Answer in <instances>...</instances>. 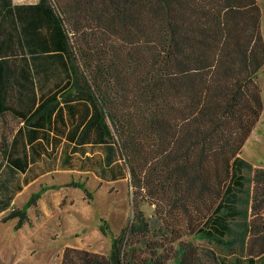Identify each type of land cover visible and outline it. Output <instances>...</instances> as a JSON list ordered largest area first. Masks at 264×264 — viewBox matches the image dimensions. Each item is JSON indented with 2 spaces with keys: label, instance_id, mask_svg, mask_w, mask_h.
Masks as SVG:
<instances>
[{
  "label": "trees",
  "instance_id": "obj_1",
  "mask_svg": "<svg viewBox=\"0 0 264 264\" xmlns=\"http://www.w3.org/2000/svg\"><path fill=\"white\" fill-rule=\"evenodd\" d=\"M4 1L15 15L10 61L28 58L24 70L0 59V74L72 79L103 106L129 167L133 215L109 254L65 247L59 264H264V167L240 155L262 111L257 0ZM39 195L1 221L21 227ZM155 198L190 219L204 209L194 236L218 251L167 245L175 230L140 208ZM98 229L108 233L104 220Z\"/></svg>",
  "mask_w": 264,
  "mask_h": 264
},
{
  "label": "crops",
  "instance_id": "obj_2",
  "mask_svg": "<svg viewBox=\"0 0 264 264\" xmlns=\"http://www.w3.org/2000/svg\"><path fill=\"white\" fill-rule=\"evenodd\" d=\"M4 2L0 0V5ZM7 11V5L0 6V59L6 61V69L24 70L27 55L20 54L24 59L15 64L8 56L14 48L15 15ZM27 64L29 70V60ZM72 82L0 74V189L11 199L0 215L10 211L15 197L26 190L29 197L40 192L35 205L29 206L39 215L76 204L85 209L95 196L118 194L123 187L127 193L131 190L129 167L103 106ZM88 234L97 240L101 233L95 226L79 240Z\"/></svg>",
  "mask_w": 264,
  "mask_h": 264
},
{
  "label": "rangeland",
  "instance_id": "obj_3",
  "mask_svg": "<svg viewBox=\"0 0 264 264\" xmlns=\"http://www.w3.org/2000/svg\"><path fill=\"white\" fill-rule=\"evenodd\" d=\"M257 3L260 9V31L264 40V0H257ZM257 83L260 88L262 111L240 155L252 165L264 167V64L258 74ZM1 176L2 172H0V182ZM1 190L0 199L6 195L5 189ZM29 192L26 190L19 193L10 209L25 206L29 199ZM154 201L153 205L144 202L140 208L147 214H151L154 209L157 215L159 214V222L162 223L163 219L169 228L175 230L173 235L167 233L163 239L167 245L178 241H188L199 254L211 248L217 250L212 244L194 236L197 216L204 209H188L192 218L190 219L184 209H167L168 206L164 200L155 198ZM45 211L39 215L31 211L30 207L27 208V217L30 219L19 228L15 226L16 219L1 221L3 214L0 215V264H59L65 247L84 248L108 255L112 238L118 235L122 226L133 215L131 191L127 193L123 187L118 194L95 196L85 209L81 204H76L64 209ZM100 220H104L108 226L106 235L100 234V238L96 240L88 234L85 239L79 240L85 230L89 231L92 227L99 226ZM176 235L179 237L172 240V237ZM154 241L162 240L154 237ZM202 256L205 257L203 254Z\"/></svg>",
  "mask_w": 264,
  "mask_h": 264
}]
</instances>
